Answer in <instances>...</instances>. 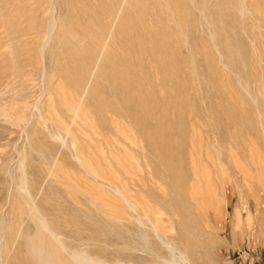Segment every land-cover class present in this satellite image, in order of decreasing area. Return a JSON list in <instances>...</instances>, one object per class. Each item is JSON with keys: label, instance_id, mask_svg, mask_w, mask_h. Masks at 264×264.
<instances>
[{"label": "rangeland", "instance_id": "rangeland-1", "mask_svg": "<svg viewBox=\"0 0 264 264\" xmlns=\"http://www.w3.org/2000/svg\"><path fill=\"white\" fill-rule=\"evenodd\" d=\"M38 252L264 264V0H0V264Z\"/></svg>", "mask_w": 264, "mask_h": 264}, {"label": "bare ground", "instance_id": "bare-ground-1", "mask_svg": "<svg viewBox=\"0 0 264 264\" xmlns=\"http://www.w3.org/2000/svg\"><path fill=\"white\" fill-rule=\"evenodd\" d=\"M117 12H119V9H116V8H114V7H109L108 9H106L105 11H104V15H112V14H116ZM109 17V16H108ZM112 25H113V22H112ZM111 28V27H110ZM107 36L104 38V40L102 41V43H97V44H95V46H96V48L98 47L99 49H100V51L104 48V45L106 44V42H107ZM99 55H101L100 53L98 54V56ZM128 86V84H127V82H126V80H124V79H120L119 80V83H118V86H116V89H119V90H125L126 88H128L127 87ZM142 225V224H141ZM194 233L197 235V236H199L200 234H201V229H200V227L199 226H197V225H195L194 226ZM193 232V231H192ZM146 233H144V235H145ZM144 235H142V240L145 242L146 241V238H144ZM147 237V236H146ZM199 239V238H198ZM191 244L192 245H194V246H197L196 244H195V242H194V240L191 238ZM191 245V246H192ZM203 244H199L198 246H199V248H203V246H202ZM205 246V245H204ZM32 247H33V245H32ZM32 249V248H31ZM195 250V249H194ZM201 250V249H200ZM155 252V251H154ZM184 253V252H183ZM156 254V253H155ZM154 255V254H153ZM157 259L159 260V261H163V262H165V264H177L176 263V261L174 260V257H162V256H157ZM46 256H45V253H43V252H38L36 255H35V257L31 260V262L29 263V264H47L46 263Z\"/></svg>", "mask_w": 264, "mask_h": 264}]
</instances>
